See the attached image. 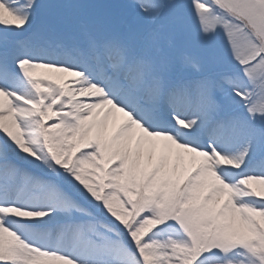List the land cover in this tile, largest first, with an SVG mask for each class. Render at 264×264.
<instances>
[{
	"label": "snow or ice",
	"instance_id": "snow-or-ice-1",
	"mask_svg": "<svg viewBox=\"0 0 264 264\" xmlns=\"http://www.w3.org/2000/svg\"><path fill=\"white\" fill-rule=\"evenodd\" d=\"M0 0V264H264V0Z\"/></svg>",
	"mask_w": 264,
	"mask_h": 264
},
{
	"label": "rangeland",
	"instance_id": "rangeland-1",
	"mask_svg": "<svg viewBox=\"0 0 264 264\" xmlns=\"http://www.w3.org/2000/svg\"><path fill=\"white\" fill-rule=\"evenodd\" d=\"M127 0H42V3H74L93 6L95 10L102 12H121L120 5Z\"/></svg>",
	"mask_w": 264,
	"mask_h": 264
}]
</instances>
